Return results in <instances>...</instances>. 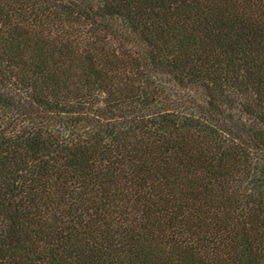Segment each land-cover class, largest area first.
<instances>
[{"label":"trees","instance_id":"trees-1","mask_svg":"<svg viewBox=\"0 0 264 264\" xmlns=\"http://www.w3.org/2000/svg\"><path fill=\"white\" fill-rule=\"evenodd\" d=\"M0 264H264V0H0Z\"/></svg>","mask_w":264,"mask_h":264}]
</instances>
